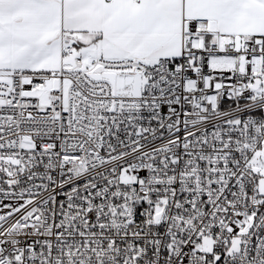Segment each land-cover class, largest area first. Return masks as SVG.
Returning <instances> with one entry per match:
<instances>
[{"label": "snow or ice", "instance_id": "snow-or-ice-1", "mask_svg": "<svg viewBox=\"0 0 264 264\" xmlns=\"http://www.w3.org/2000/svg\"><path fill=\"white\" fill-rule=\"evenodd\" d=\"M0 264H264V0H0Z\"/></svg>", "mask_w": 264, "mask_h": 264}]
</instances>
